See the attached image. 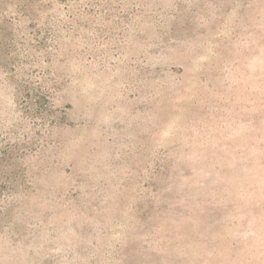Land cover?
<instances>
[{
  "label": "rangeland",
  "instance_id": "374dc122",
  "mask_svg": "<svg viewBox=\"0 0 264 264\" xmlns=\"http://www.w3.org/2000/svg\"><path fill=\"white\" fill-rule=\"evenodd\" d=\"M0 264H264V0H0Z\"/></svg>",
  "mask_w": 264,
  "mask_h": 264
}]
</instances>
